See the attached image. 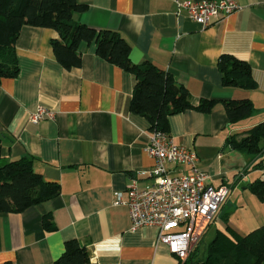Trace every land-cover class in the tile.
<instances>
[{
	"label": "crops",
	"instance_id": "obj_1",
	"mask_svg": "<svg viewBox=\"0 0 264 264\" xmlns=\"http://www.w3.org/2000/svg\"><path fill=\"white\" fill-rule=\"evenodd\" d=\"M78 1L87 9L75 19L119 31L135 64L170 72L195 104L217 100L210 112L190 108L169 118L168 133L197 152L211 183L230 187L202 241L212 231L213 237L228 227L245 234L263 225L264 200L249 186L264 180V152H240L229 137L264 122V0H237V11L207 26L178 13L175 0ZM58 37L51 28L23 26L15 44L19 74L0 82L2 161L31 156L34 169L61 186L51 200L0 214V264H55L70 239L88 248L87 264H184L158 240L157 227L133 228L128 207L115 204L117 192L127 197L133 178L141 187L154 182L155 159L147 152L153 131L130 107L135 77L101 58L94 43L81 44L80 67L64 68L51 43ZM223 54L249 63L255 89L224 86ZM242 98L256 111L230 123L224 100ZM40 106L54 118L32 122ZM46 216L54 229L45 227Z\"/></svg>",
	"mask_w": 264,
	"mask_h": 264
},
{
	"label": "trees",
	"instance_id": "obj_2",
	"mask_svg": "<svg viewBox=\"0 0 264 264\" xmlns=\"http://www.w3.org/2000/svg\"><path fill=\"white\" fill-rule=\"evenodd\" d=\"M86 9L87 5L78 0H0V82L4 78L18 76L20 67L15 44L23 26L29 25L57 31L59 37L52 39L51 43L56 59L66 69L81 66V44L94 43L101 58L133 74L135 85L131 111L145 117L150 122L151 131L168 133L170 116L187 109L195 108L204 113L213 109L217 100L202 99L195 104L188 89L170 72L153 63L135 64L131 60V45L119 31L97 29L77 21L75 14ZM218 64L225 87L256 88L252 68L247 61L232 54H223ZM224 106L230 123H238L256 111L249 98L224 100ZM229 143L243 153L255 156L263 153L264 122L247 130L242 137L230 136ZM1 150L0 140V162L3 160ZM249 187L252 193L264 200V180ZM60 192L59 183L45 180L34 169L31 156L0 165V214L23 212L55 198ZM44 225L49 230L55 228L49 216L44 218ZM202 239L184 264H264V224L245 234L231 227L226 231L218 230L206 246ZM202 249L206 251L205 256ZM89 262L88 248L79 240L70 239L65 242L64 251L55 264Z\"/></svg>",
	"mask_w": 264,
	"mask_h": 264
},
{
	"label": "built area",
	"instance_id": "obj_3",
	"mask_svg": "<svg viewBox=\"0 0 264 264\" xmlns=\"http://www.w3.org/2000/svg\"><path fill=\"white\" fill-rule=\"evenodd\" d=\"M175 2L178 13L186 11L203 26L217 23L240 8L237 0ZM54 115V111L40 106L30 120L38 123ZM147 152L155 159L150 172L154 182L141 187L133 178L126 190L127 197L123 191L117 192L115 204L128 207L133 228L157 227L158 240L180 262H185L217 217L230 187L214 186L210 175L199 168L197 152L177 144L169 133L154 130ZM177 168L181 173H175Z\"/></svg>",
	"mask_w": 264,
	"mask_h": 264
},
{
	"label": "rangeland",
	"instance_id": "obj_4",
	"mask_svg": "<svg viewBox=\"0 0 264 264\" xmlns=\"http://www.w3.org/2000/svg\"><path fill=\"white\" fill-rule=\"evenodd\" d=\"M2 162L3 161H1L0 162V165L2 164ZM228 209V208H227ZM226 209V210H227ZM219 220H221V219H219ZM213 235H214V231H212V232H210L208 235H207V237H206V239L204 240V245L206 246V245H208V243L211 241V239L213 238ZM203 250V253H204V256L206 255V251H205V249H202Z\"/></svg>",
	"mask_w": 264,
	"mask_h": 264
}]
</instances>
